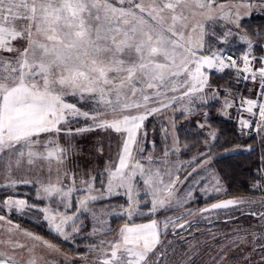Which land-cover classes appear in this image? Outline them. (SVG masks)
I'll return each instance as SVG.
<instances>
[{
    "label": "snow or ice",
    "instance_id": "obj_1",
    "mask_svg": "<svg viewBox=\"0 0 264 264\" xmlns=\"http://www.w3.org/2000/svg\"><path fill=\"white\" fill-rule=\"evenodd\" d=\"M254 6L253 0H235L228 7L217 0H0V170L5 186L13 188L35 183L27 174L44 173L46 165L47 181L40 182L37 198H56L64 209L41 208L13 195L3 198L0 210L6 214L0 221L31 243L0 241L11 249L0 251V264H49L46 255L61 253L56 244L13 225L7 214L35 210L59 237L74 240L82 230V213L96 216L91 202L120 195L125 197L121 208L129 223L112 240L101 238L89 250L99 253L98 264H163L170 226L183 229L191 222L181 216L167 217L163 223L152 218L180 203L178 185L183 181L172 161L163 159L157 165L147 155L144 143L154 146L155 141H148L146 122L175 110L184 98L189 105L207 103L209 92L218 99L220 90L211 89L212 71L234 69L237 80L252 81L259 92L257 98L241 101L258 121L240 123L264 131V57L251 54L252 41L242 24ZM217 20L228 25L222 33L212 27ZM233 35L248 45L242 56L233 57L223 47ZM230 95L229 89L225 115L235 103ZM181 111L191 114L192 109ZM74 123L81 126L73 127ZM96 131L116 134V158L97 175L78 177L66 167L72 139ZM175 131L172 121L173 155L180 151ZM204 143L207 150L187 162L191 170L185 180L192 176L195 183L193 174L211 165L217 134L209 132ZM241 150L250 148L225 149L221 154ZM98 151L103 154V147ZM163 156H169L167 149ZM78 180L86 195L76 206L72 196L80 190ZM207 182L211 188L203 187L205 193L224 191L218 175L210 173ZM257 187L264 191V185ZM191 197L190 190L185 200ZM257 207L264 209V196L221 200L200 211L239 210L255 218L261 231L251 235L261 241L264 252V210ZM143 215L149 216L148 223L131 222ZM98 233L94 228L91 235Z\"/></svg>",
    "mask_w": 264,
    "mask_h": 264
},
{
    "label": "rangeland",
    "instance_id": "obj_2",
    "mask_svg": "<svg viewBox=\"0 0 264 264\" xmlns=\"http://www.w3.org/2000/svg\"><path fill=\"white\" fill-rule=\"evenodd\" d=\"M218 4H223L226 7L235 3V0H217ZM254 7L250 10V13L243 19V21L251 18H264V7L260 6L261 0H253ZM219 11V10H217ZM243 12L244 10L241 9ZM242 21V22H243ZM226 21L217 20L212 27L217 33H222L227 27ZM246 32V30H245ZM252 41V51L255 44ZM227 53L233 56H242L248 52V45L242 41L238 36L233 35L230 37V43L223 46ZM264 48V45H263ZM264 50V49H263ZM253 56H255L253 54ZM264 57V53L261 55ZM255 63V62H254ZM257 66H259L257 64ZM214 71V70H213ZM216 81V79H215ZM211 89L216 90L213 86L215 83L210 78ZM224 85L220 90L218 99H212V93H208L207 103H201L196 101L194 104H188V98H184L174 105L175 110L167 109L163 114H157L154 117H150L146 122V128L149 130L148 141H155L154 146L151 143H144V148L147 155H151L156 159L157 165L163 159L170 160L177 168L178 174L181 176L183 183L178 185L179 191L177 198L180 201L179 204H173L170 208L164 210L158 215L152 217L158 219L161 223L167 218L172 217L175 219L177 216L186 217L188 221H199L206 225L213 224V222L222 221L226 218H232L239 215V210H214L212 212H201L200 210L209 207L212 203L230 199L226 186L221 181V178L212 167H208L207 171L198 170L199 174H193L195 177V183L193 177L190 176L187 180L184 179L186 171H190V165L187 163L194 157H198L199 153L190 152L189 145L180 144V151L175 155L173 152V145L171 144L172 135V121L175 122V134L178 135V128L180 125L189 123H204L208 117V108L218 102L216 105L215 114L225 118L223 105L225 104V96L228 95V90H231V95L228 96L229 101H235L233 107L228 108L226 111H234L236 109V100H234L235 89L230 81H224ZM250 93L246 99L257 98L259 95L257 85L252 81H248ZM185 107H191V114L187 112L182 113V109ZM258 121V117H255ZM254 119V120H255ZM255 122V121H254ZM253 122V123H254ZM79 123H74L73 127H80ZM255 129V127H253ZM250 128V129H253ZM164 129H168L166 133ZM264 140V131H257ZM166 135L169 137L166 139ZM63 143V138L61 140ZM103 147V154L98 149ZM119 148V141L114 133H106L102 131H96L87 133L83 136L75 137L72 139V146L69 152V159L66 167L74 171L78 177L87 178L89 175H97L102 172L104 165L109 160H115L116 154ZM169 151V156L165 158L163 152ZM207 148L203 151H206ZM144 162L143 160L141 161ZM182 165V166H181ZM214 173L218 175L221 185L224 191L215 192L208 191L205 193L203 187L211 188V184L207 182L209 174ZM26 178L36 181L30 184H18L13 188L6 187L7 181L5 180V173L0 170V201L8 195H13L15 198L25 199L29 204H35L41 208L43 207H59L61 211H64L63 207L59 205L56 198L53 200L38 199L37 190L41 181H47L46 165L45 172L40 173L33 171V173L27 174ZM203 178V179H202ZM52 180L55 181V164H53V176ZM67 183V181H65ZM77 186L80 190L73 193V204L78 206V201L86 195L84 186L79 184ZM99 187V183H97ZM141 188V194L143 195L142 182L139 184ZM192 191V197L185 200L189 191ZM150 197H145L149 199ZM240 198V197H231ZM242 198V197H241ZM259 200V198H253ZM143 203V202H142ZM121 206L125 205V197L123 195L115 196L112 198H104L91 202L89 207L96 211V216L93 217L90 213H82V230L79 234H74V240L65 241L62 237H59L43 220L42 214L35 210L25 211L21 213L7 214V218L13 222V225L19 224L21 229L35 233L43 237L44 239L56 244L61 249V253L48 254L46 259L49 264H98L97 256L99 253L90 251L89 246L93 244H99L100 239L112 240L115 237L119 228L129 223V219L122 214ZM264 210V209H256ZM191 212L192 215H188ZM116 213H119L117 215ZM6 214V210H0V215ZM149 216H136L133 217L131 222L135 224L148 223ZM259 223L250 222L249 219H243L241 221H235L229 223L227 226L222 227L220 230H216L214 233L202 234L199 230L180 235L179 238H172L170 232L175 230L171 228L167 233L166 241L170 243L165 244L166 255L163 257V264H264V252L261 251L259 244L261 241L254 240L251 233L256 231V226ZM220 226V225H219ZM9 225L5 221H0V241L18 240L21 243H31L26 237L22 236L19 232H9ZM98 229L97 235H91L93 229ZM206 228H204L205 230ZM107 230V234H105ZM81 246L82 252L72 250L71 247ZM184 248V249H183ZM223 249V251H221ZM0 251L11 252V249L4 244H0ZM26 256V253H25ZM225 259H221L225 257ZM19 259V256H17ZM43 264V262H42Z\"/></svg>",
    "mask_w": 264,
    "mask_h": 264
},
{
    "label": "trees",
    "instance_id": "obj_3",
    "mask_svg": "<svg viewBox=\"0 0 264 264\" xmlns=\"http://www.w3.org/2000/svg\"><path fill=\"white\" fill-rule=\"evenodd\" d=\"M242 24L244 30H246V33L255 44L252 55L254 54L258 58L261 57L264 53V18H251L243 21ZM210 78L215 82L213 86L219 90L222 89L224 81H230L233 87H236L234 90L236 94L234 95L236 107L250 93L248 81L237 80L234 69L226 70L224 73L212 71ZM217 103L215 102L208 108V117L203 123L206 125L204 128L199 127V124L202 122L179 126V142L180 144L189 145V153L203 151L207 148L204 142L209 139V132H215L218 136V145L213 149V159L210 167L218 172L221 181L230 194V199H234L231 198L233 196L248 200H254L253 198L255 197L260 199L264 196V191L260 187H257V185H264V140L262 136L253 130L245 131L236 120L216 115ZM233 148H250V150L229 151L228 155L221 154L225 149L231 150ZM246 218L250 222L259 223L255 218L240 213L235 217L213 222L210 225L194 220L191 221L190 226L171 231L170 236L172 238H179L180 235L197 230L202 234L214 233L217 229L220 230L229 223L238 222ZM204 228L206 229L204 230ZM256 231L257 233L261 231L258 225L256 226ZM71 249L82 252V249L86 248L72 246Z\"/></svg>",
    "mask_w": 264,
    "mask_h": 264
},
{
    "label": "crops",
    "instance_id": "obj_4",
    "mask_svg": "<svg viewBox=\"0 0 264 264\" xmlns=\"http://www.w3.org/2000/svg\"><path fill=\"white\" fill-rule=\"evenodd\" d=\"M250 92V90H249ZM246 99V98H245ZM247 105L244 104V103H239V105L236 107V109L233 111H230L228 110L226 117L227 119H234V121L236 120L240 125V121L242 119H247V120H250L252 122H254V124L257 122L256 119L254 117H252L248 112H247ZM255 119V120H254ZM242 126V125H241ZM243 127V126H242ZM243 129L245 131H249V130H255L254 128L253 129H250V128H246V127H243ZM255 132V131H254ZM257 133V132H256Z\"/></svg>",
    "mask_w": 264,
    "mask_h": 264
},
{
    "label": "built area",
    "instance_id": "obj_5",
    "mask_svg": "<svg viewBox=\"0 0 264 264\" xmlns=\"http://www.w3.org/2000/svg\"><path fill=\"white\" fill-rule=\"evenodd\" d=\"M233 56V55H232ZM234 57V56H233Z\"/></svg>",
    "mask_w": 264,
    "mask_h": 264
}]
</instances>
